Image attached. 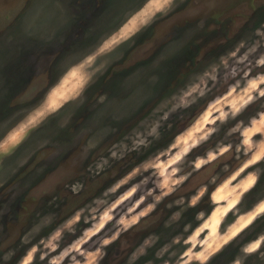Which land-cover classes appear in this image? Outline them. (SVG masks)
<instances>
[{
	"label": "rangeland",
	"instance_id": "374dc122",
	"mask_svg": "<svg viewBox=\"0 0 264 264\" xmlns=\"http://www.w3.org/2000/svg\"><path fill=\"white\" fill-rule=\"evenodd\" d=\"M154 8L155 0H0V264H21L34 245L33 264H49L90 225L82 218L75 234L65 231L58 249L41 260V242L56 228L81 208L86 215L134 167L186 142L208 110L225 107L231 87L245 83L244 68L250 78L264 73L255 65L264 54V35H257V29L264 33V0H176L132 40L97 58L101 70L78 99L40 119L38 113L59 102L60 92L73 88L70 77L61 82L70 66ZM241 41L237 56L255 51L242 64L229 58L225 69L221 60ZM214 67L217 80L208 81L206 94L177 107ZM166 112L168 120L161 121ZM30 118L39 123L26 128ZM157 121L163 125L159 138L149 137L150 147L133 151L136 134L147 136ZM217 128L185 157L181 174L190 173L188 179L108 245L99 264H182L186 254L210 255L207 264H264V99ZM246 136L251 149L237 151ZM225 144L232 145L228 153L194 170L197 157ZM115 227L109 223L84 249L99 246ZM253 244V251H244Z\"/></svg>",
	"mask_w": 264,
	"mask_h": 264
},
{
	"label": "clouds",
	"instance_id": "9594fccd",
	"mask_svg": "<svg viewBox=\"0 0 264 264\" xmlns=\"http://www.w3.org/2000/svg\"><path fill=\"white\" fill-rule=\"evenodd\" d=\"M176 0H155V8L151 14L143 16L138 19L135 27L127 28L122 25L116 33L111 34L105 38L100 45L91 53L87 54L77 64L72 65L61 77V82L66 83L68 77L73 81V88L70 91L59 93V102L49 104L43 111L38 113L40 119L46 118L48 115L58 111L64 104L78 99L86 87L92 80V77L96 72L101 70V66L96 64L97 58L103 55L114 52L121 44H124L134 36H136L143 28L149 26L154 22L157 15H166L168 11L175 5ZM136 15V14H134ZM257 35H264L259 29H257ZM134 42V41H133ZM244 47V42L241 41L237 46V49L229 54L228 58H223L221 64L228 69V59L232 58L237 64H242L247 60L248 54L255 51V46L249 48L244 55L237 56V52L240 48ZM257 67H264V54L260 55L255 60ZM217 68H212L211 72L204 74L205 79H202L200 83L192 86L188 91H185L181 97V102L177 107H188L191 103L195 102L196 96H204L208 89V81L217 80ZM250 68L246 67L242 70L245 83L240 84L236 82L228 92V103L225 107H220L218 104L213 105L208 112L203 116L198 127L194 133H189V138L186 142L180 143L179 146L173 145L167 152H161L155 156V161L152 164H145L143 167H134L123 178L118 180L111 188L107 189L102 198H98L93 202V206L87 209L81 208L75 212V214L64 221L61 227L56 228L49 236L46 242L42 241L45 252L40 255L41 260L47 258V252H55L59 247V241L62 239L63 233L68 231L70 234H75V225L81 222L82 218L84 223L90 225V227L83 229L82 234L70 245L65 247L59 252L57 256L50 259L49 264H62L66 258H69L71 264H99V261L106 255L104 249L116 241L122 232L128 231L133 225L139 223L142 217H146L149 213L155 210L156 205L159 204L165 197L173 193L177 187L182 185L187 179L190 173L181 174L182 165L186 163L185 157L191 153L193 149L200 146L202 142L208 141L219 129L217 124L223 125L228 120L235 119L243 110H245L250 104L257 100L264 99V73L257 74L256 77L250 78ZM232 76L237 75V69L233 67L230 70ZM56 86H54L55 89ZM191 98V99H189ZM175 111V107L173 108ZM170 113H164L161 115V121H167ZM39 123L38 120L30 118L28 120L26 128L28 126L35 127ZM163 126L160 121L149 129L147 136L138 132L136 139L132 141V150L135 151L140 147H150L149 137L155 136L159 138L158 129ZM259 132V129H256ZM22 139V138H21ZM19 143V141H17ZM243 146H248L251 149L250 136H246L242 140V145L237 146V151H240ZM232 145L225 144L218 148L216 151H209L206 157H197L193 162L194 170L201 169L204 165L209 164L217 160L220 156L228 153ZM111 155L116 157V153L112 152ZM258 159V157H257ZM163 163H159V161ZM251 163V161H249ZM98 168H102V165H97ZM143 172L144 175L140 177L137 183L129 185V181L133 180L139 173ZM154 184L155 187L148 185ZM129 185L123 192L118 191L122 186ZM144 187V191L135 199H132L141 187ZM73 191H76L74 188ZM203 189L201 190V194ZM115 196L114 199L108 200L103 197ZM148 197H152V203H145ZM199 196L193 197L189 202L190 205H196ZM131 200V203L127 208H121V205L126 201ZM182 200L175 201L174 203L180 204ZM144 205L141 208V205ZM171 205H169L170 207ZM119 210V211H118ZM177 216L179 213L176 214ZM109 223H115L116 227L110 235L104 236L99 241V246L93 247L92 250H85L84 245L89 243L93 237L101 233ZM148 243V241H145ZM257 247L256 244L251 245L244 249L245 252H251ZM38 251L37 246H32L26 253L25 258L21 264H33L35 254ZM210 255H198L193 257L186 254L185 259L182 260V264H190L193 259L198 260L200 264H207L210 260ZM236 264H239L237 261Z\"/></svg>",
	"mask_w": 264,
	"mask_h": 264
},
{
	"label": "flooded vegetation",
	"instance_id": "af4514ba",
	"mask_svg": "<svg viewBox=\"0 0 264 264\" xmlns=\"http://www.w3.org/2000/svg\"><path fill=\"white\" fill-rule=\"evenodd\" d=\"M159 222V221H158ZM144 230H142V232H143ZM149 231V230H148Z\"/></svg>",
	"mask_w": 264,
	"mask_h": 264
},
{
	"label": "trees",
	"instance_id": "16d2710c",
	"mask_svg": "<svg viewBox=\"0 0 264 264\" xmlns=\"http://www.w3.org/2000/svg\"><path fill=\"white\" fill-rule=\"evenodd\" d=\"M253 187H254V186H253ZM253 187H252V188H253ZM252 188H251V189H252ZM251 189H250V190H251Z\"/></svg>",
	"mask_w": 264,
	"mask_h": 264
},
{
	"label": "snow or ice",
	"instance_id": "6c2138e0",
	"mask_svg": "<svg viewBox=\"0 0 264 264\" xmlns=\"http://www.w3.org/2000/svg\"><path fill=\"white\" fill-rule=\"evenodd\" d=\"M259 243V242H258Z\"/></svg>",
	"mask_w": 264,
	"mask_h": 264
}]
</instances>
